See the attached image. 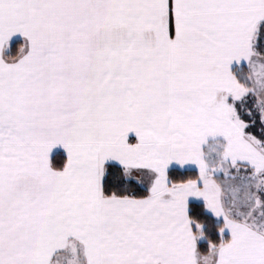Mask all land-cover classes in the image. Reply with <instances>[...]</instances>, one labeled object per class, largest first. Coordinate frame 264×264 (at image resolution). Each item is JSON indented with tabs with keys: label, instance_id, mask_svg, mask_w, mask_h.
<instances>
[{
	"label": "snow or ice",
	"instance_id": "6c2138e0",
	"mask_svg": "<svg viewBox=\"0 0 264 264\" xmlns=\"http://www.w3.org/2000/svg\"><path fill=\"white\" fill-rule=\"evenodd\" d=\"M0 264H264V0H0Z\"/></svg>",
	"mask_w": 264,
	"mask_h": 264
}]
</instances>
